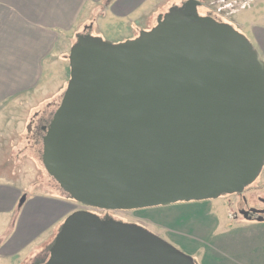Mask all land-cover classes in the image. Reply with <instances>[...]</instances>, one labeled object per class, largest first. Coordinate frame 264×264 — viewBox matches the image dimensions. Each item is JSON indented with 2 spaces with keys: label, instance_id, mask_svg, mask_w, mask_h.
<instances>
[{
  "label": "water",
  "instance_id": "1",
  "mask_svg": "<svg viewBox=\"0 0 264 264\" xmlns=\"http://www.w3.org/2000/svg\"><path fill=\"white\" fill-rule=\"evenodd\" d=\"M199 6L173 5L119 43L88 27L76 35L41 152L70 199L138 209L242 193L256 180L264 165V61L244 34L200 15ZM40 264L196 262L139 224L82 209L66 216Z\"/></svg>",
  "mask_w": 264,
  "mask_h": 264
},
{
  "label": "crops",
  "instance_id": "2",
  "mask_svg": "<svg viewBox=\"0 0 264 264\" xmlns=\"http://www.w3.org/2000/svg\"><path fill=\"white\" fill-rule=\"evenodd\" d=\"M183 1L0 0V119L8 121L10 112H18L26 97L38 92L45 97L41 101L47 100L48 88L41 86L44 77H50L49 69L54 64L60 66V77L67 74L70 47L75 42L76 34L85 27L91 34L92 31L99 32L103 22L125 21L132 33L128 39H131L144 27L149 28V19L152 27L159 13ZM236 23L239 31L250 32L264 61V25H256L250 18ZM133 29L136 31L134 36ZM67 80L68 76L64 83ZM61 87L55 93H59ZM9 130L8 124L0 128V178L10 177L11 174V169L5 166V163H9ZM23 195L25 198L20 204ZM59 202L66 200L41 192L26 194L20 185L0 180V264H15L16 261L12 263V260L38 238L44 236L39 240V246L44 242L49 243L65 219L63 215L66 211ZM255 222H259V228L249 233L252 237L244 249L247 259L243 260V264H255L257 260L264 264V218L255 219ZM38 245L34 246L35 249ZM217 254L214 245L207 256L212 264L213 256L217 257ZM234 264H237L235 259Z\"/></svg>",
  "mask_w": 264,
  "mask_h": 264
},
{
  "label": "rangeland",
  "instance_id": "3",
  "mask_svg": "<svg viewBox=\"0 0 264 264\" xmlns=\"http://www.w3.org/2000/svg\"><path fill=\"white\" fill-rule=\"evenodd\" d=\"M198 1L200 2L198 8L200 15L213 16L220 21L232 25L237 30L239 29L236 22L246 18L252 19L256 25H264V0H234L236 2H233L234 8L232 9L223 6L229 0H225L224 2H221V0ZM248 1L252 2L243 9L239 8V5ZM215 8H220L222 10L221 13L224 15H219L215 11ZM208 11L211 12L209 13ZM161 14L163 13H159L157 17ZM148 22L147 27L150 29V19ZM100 25L102 26L99 27V32L92 31L91 34H97L98 37L113 43H119L122 42L123 38L127 40L129 36L131 37L132 33H130L129 26H127L125 21L115 20L103 22ZM145 28L142 30H148ZM239 32L248 38L259 53V49L255 45L250 32L244 33L241 30ZM135 33L136 31L133 29V36ZM55 65H52L49 69L51 70L49 73L50 77H44L41 84L42 87L46 86L49 90H47L49 94L47 97H51L49 101L48 98L45 101H41L45 97L38 92L34 96L26 97L21 103L18 112H10L7 115L8 121L0 119V128L4 124H8L9 132L11 133L7 145L9 149V153L7 152L9 163H5V166L11 169V174L10 177L5 178L3 176L0 180L5 182L12 181L20 185L24 188L26 194L41 192L57 199L66 200V202H59L66 211L63 218L75 210L84 209L100 217L110 216L123 222L139 224L171 243L182 252L192 256L196 264H212V261L207 256L209 252H212V246L214 247V245L219 255L217 254V257L212 255L214 259L213 264H234V259L237 261V264H243V260L247 259L244 249L250 244L249 241L252 237L249 233L252 232V229L259 228L257 227V223L259 222H255V219L246 220L241 218L242 216L239 215L237 210L239 208H246L247 206L264 207V165L256 180L247 186L241 194L233 193L213 199L178 201L168 205L127 210L102 209L81 205L70 199L43 167L41 152L42 136L45 131H40L41 134L35 137L37 127L42 122L49 121L53 111L60 102V93L63 92L67 83H64L67 79V74L63 71L64 76L60 77V66ZM60 86H62L60 92L55 93ZM29 101H32V103L27 104ZM35 104L38 105L33 107ZM41 118L43 120L40 122ZM242 197H245L246 204L242 203ZM234 216H237V219L234 220ZM56 233L54 234L56 235ZM55 235L51 236L49 243L44 242L40 246L38 245L40 243L39 240L44 236L36 239L35 243L22 251L17 258L12 260V263L16 261L15 264H37L46 260L49 253L48 248ZM36 245L38 246L35 249L34 246ZM255 264H260V261L258 263L257 260Z\"/></svg>",
  "mask_w": 264,
  "mask_h": 264
},
{
  "label": "flooded vegetation",
  "instance_id": "4",
  "mask_svg": "<svg viewBox=\"0 0 264 264\" xmlns=\"http://www.w3.org/2000/svg\"><path fill=\"white\" fill-rule=\"evenodd\" d=\"M199 8V7H198ZM197 8V10H198ZM209 13L211 11H208ZM199 13V12H198ZM213 17V16H211ZM214 19L218 20L217 18L213 17ZM43 120V118L40 119ZM46 123V124H45ZM48 122L44 121V123L42 122L39 127H37L38 129H36L37 133H35V137L37 135H40L41 132L40 131H44L43 127L47 125ZM241 194V193H240ZM226 195H231V194H226ZM221 197V196H220ZM242 203L246 204V199L245 197H242ZM253 210H259V211H264V207H256V206H247L246 208H239L237 211L239 213L240 216H242L241 218L246 219V220H252V219H257V217L261 216L264 218V212L262 213H256ZM244 212L246 213V216L243 214ZM234 219H237V216H234ZM125 222V221H124Z\"/></svg>",
  "mask_w": 264,
  "mask_h": 264
},
{
  "label": "built area",
  "instance_id": "5",
  "mask_svg": "<svg viewBox=\"0 0 264 264\" xmlns=\"http://www.w3.org/2000/svg\"><path fill=\"white\" fill-rule=\"evenodd\" d=\"M225 0H221V2H224ZM236 1H241V0H236ZM236 1H234V0H229L228 2H226V5H223V6H227V7H230V9H232V8H234V6H233V2H236ZM253 1V0H252ZM252 1H248V2H244V3H242L241 5H239L238 3V5H239V8L240 9H243V8H245V7H247L248 6V4L250 3V2H252ZM232 2V3H231ZM234 4H236V3H234ZM238 10V9H237ZM215 11H217V13H219L220 15H224L223 13H221V9L220 8H215ZM232 11H234V10H232Z\"/></svg>",
  "mask_w": 264,
  "mask_h": 264
},
{
  "label": "trees",
  "instance_id": "6",
  "mask_svg": "<svg viewBox=\"0 0 264 264\" xmlns=\"http://www.w3.org/2000/svg\"><path fill=\"white\" fill-rule=\"evenodd\" d=\"M67 76H68V78H69V65L67 66ZM61 95H62V93H61ZM48 250H49V248H48ZM45 260H43L42 262H44ZM42 262H39V263H37V264H40V263H42ZM34 264H36V263H34Z\"/></svg>",
  "mask_w": 264,
  "mask_h": 264
}]
</instances>
